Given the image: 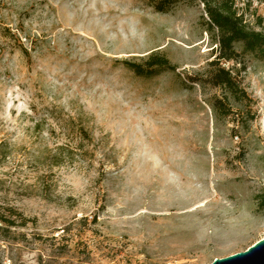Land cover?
Segmentation results:
<instances>
[{
    "label": "rangeland",
    "instance_id": "1",
    "mask_svg": "<svg viewBox=\"0 0 264 264\" xmlns=\"http://www.w3.org/2000/svg\"><path fill=\"white\" fill-rule=\"evenodd\" d=\"M201 14L0 0V215L17 222L0 264H208L264 237V59L222 63L244 95L212 85ZM152 52L175 70L121 63Z\"/></svg>",
    "mask_w": 264,
    "mask_h": 264
},
{
    "label": "trees",
    "instance_id": "2",
    "mask_svg": "<svg viewBox=\"0 0 264 264\" xmlns=\"http://www.w3.org/2000/svg\"><path fill=\"white\" fill-rule=\"evenodd\" d=\"M153 8L165 13L171 9L178 0H147ZM194 1V0H190ZM236 1H243L238 6ZM253 0H199L201 6V19L205 30L211 40L216 44L215 56L210 61L212 72L210 82L214 86H223L235 94L244 95L235 85L233 67L222 66L223 62L240 63L243 57L251 55L264 59V18L255 16L254 24L250 25L244 18L243 9L249 7ZM262 2L264 0H256ZM121 63L135 75L150 77L159 71H174L175 66L162 54L152 52L143 61L134 62L122 60ZM84 133V132H83ZM258 205L264 210V189L258 194ZM15 212H11V215ZM24 223L25 217L18 215ZM0 222L10 227L17 224L12 216L0 215Z\"/></svg>",
    "mask_w": 264,
    "mask_h": 264
},
{
    "label": "water",
    "instance_id": "3",
    "mask_svg": "<svg viewBox=\"0 0 264 264\" xmlns=\"http://www.w3.org/2000/svg\"><path fill=\"white\" fill-rule=\"evenodd\" d=\"M208 264H264V237L259 238L244 250L215 257Z\"/></svg>",
    "mask_w": 264,
    "mask_h": 264
}]
</instances>
